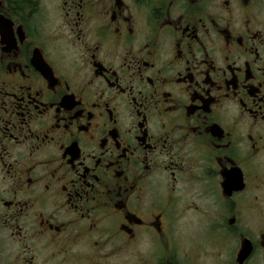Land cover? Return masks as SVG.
I'll list each match as a JSON object with an SVG mask.
<instances>
[{
  "label": "flooded vegetation",
  "instance_id": "1",
  "mask_svg": "<svg viewBox=\"0 0 264 264\" xmlns=\"http://www.w3.org/2000/svg\"><path fill=\"white\" fill-rule=\"evenodd\" d=\"M0 264H264V0H0Z\"/></svg>",
  "mask_w": 264,
  "mask_h": 264
},
{
  "label": "water",
  "instance_id": "2",
  "mask_svg": "<svg viewBox=\"0 0 264 264\" xmlns=\"http://www.w3.org/2000/svg\"><path fill=\"white\" fill-rule=\"evenodd\" d=\"M241 257H246V254L245 253H243L242 255H241ZM243 260V258L241 259V261Z\"/></svg>",
  "mask_w": 264,
  "mask_h": 264
}]
</instances>
